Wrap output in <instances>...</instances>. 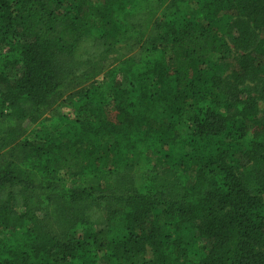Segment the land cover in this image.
<instances>
[{"label": "trees", "instance_id": "1", "mask_svg": "<svg viewBox=\"0 0 264 264\" xmlns=\"http://www.w3.org/2000/svg\"><path fill=\"white\" fill-rule=\"evenodd\" d=\"M262 104L264 0H0V264H264Z\"/></svg>", "mask_w": 264, "mask_h": 264}, {"label": "rangeland", "instance_id": "2", "mask_svg": "<svg viewBox=\"0 0 264 264\" xmlns=\"http://www.w3.org/2000/svg\"><path fill=\"white\" fill-rule=\"evenodd\" d=\"M230 41V40H229ZM239 52H236L234 55V58L237 59V57L239 56ZM212 59H215L214 56L211 57ZM226 75L229 74V72L225 73ZM90 84H93L94 86H101L102 91L104 93V97L107 98L108 101L106 105H104V107H106V109H111L113 107L112 104H109V102L111 103L110 99H109V95H110V86L109 84L106 83V81L103 79V76H98L96 77ZM99 105H101V102L98 103ZM103 105V103H102ZM261 109H264V104L261 105ZM90 113L88 108L85 109L83 112L80 113V111H76L75 109H73V107H69L66 103L60 101L59 103H57L55 105V107L50 110L48 113H46L42 120L44 119H50V122L45 123V126L40 125L39 123H36L35 125H29V130H28V134L30 133V139L32 141H37L38 139H42L44 138L47 134H48V130L52 129L53 127H55V125H57L58 130L61 132H65L68 131L69 133H75L76 131V126L74 128L73 125H68V124H60L58 121L63 118V117H69V119L71 121H82L85 119H89ZM65 118V119H66ZM188 130L185 127V129L182 130V133H186ZM58 133V131L56 132ZM154 163L156 162L157 158H154ZM156 164V163H155ZM1 237H4L5 234L0 233ZM191 237L194 241V243L191 245L192 247H197V239L194 238L193 234H191ZM195 245V246H194ZM190 247V250L193 251L194 249ZM198 248V247H197ZM151 252L149 251L148 256L149 258H151Z\"/></svg>", "mask_w": 264, "mask_h": 264}]
</instances>
